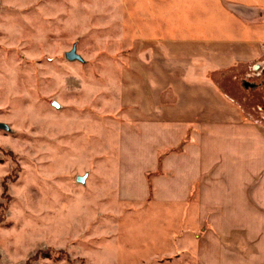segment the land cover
Instances as JSON below:
<instances>
[{
    "label": "rangeland",
    "instance_id": "374dc122",
    "mask_svg": "<svg viewBox=\"0 0 264 264\" xmlns=\"http://www.w3.org/2000/svg\"><path fill=\"white\" fill-rule=\"evenodd\" d=\"M150 1L0 0V264H197L188 207L154 200L161 171L147 198L128 189L126 141L147 103L145 39L233 40L223 15L240 0ZM75 44L83 62L66 58ZM262 69L222 81L255 119Z\"/></svg>",
    "mask_w": 264,
    "mask_h": 264
},
{
    "label": "crops",
    "instance_id": "0c3cea01",
    "mask_svg": "<svg viewBox=\"0 0 264 264\" xmlns=\"http://www.w3.org/2000/svg\"><path fill=\"white\" fill-rule=\"evenodd\" d=\"M154 1L164 4L151 0L146 11L154 13ZM244 2L229 1L223 15L233 40L145 39L153 53L141 74L147 103L129 124L140 132L138 146L133 133L126 141L140 182L128 189L147 198V174L161 171L154 200L176 213L188 207L197 264H264V119L249 117L222 86L253 69L264 76V0ZM147 24L145 31L160 30ZM247 32L255 38L243 39Z\"/></svg>",
    "mask_w": 264,
    "mask_h": 264
},
{
    "label": "water",
    "instance_id": "95a60500",
    "mask_svg": "<svg viewBox=\"0 0 264 264\" xmlns=\"http://www.w3.org/2000/svg\"><path fill=\"white\" fill-rule=\"evenodd\" d=\"M66 58L69 61H80L83 62L84 59L77 53V45L75 44L73 49L66 54ZM54 106L59 108V105L57 103H54ZM8 127L5 124H0V129H7ZM79 183H85L86 177H79L77 179Z\"/></svg>",
    "mask_w": 264,
    "mask_h": 264
}]
</instances>
